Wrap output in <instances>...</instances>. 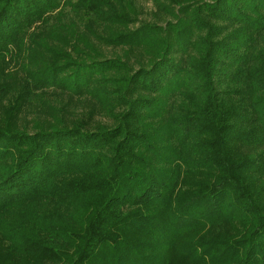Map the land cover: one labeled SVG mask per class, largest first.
Returning a JSON list of instances; mask_svg holds the SVG:
<instances>
[{"label":"trees","instance_id":"1","mask_svg":"<svg viewBox=\"0 0 264 264\" xmlns=\"http://www.w3.org/2000/svg\"><path fill=\"white\" fill-rule=\"evenodd\" d=\"M144 1L0 0V264H264V0Z\"/></svg>","mask_w":264,"mask_h":264},{"label":"rangeland","instance_id":"2","mask_svg":"<svg viewBox=\"0 0 264 264\" xmlns=\"http://www.w3.org/2000/svg\"><path fill=\"white\" fill-rule=\"evenodd\" d=\"M137 4L140 6V14H138V20L133 25H138V23L143 21H154L155 16V6L152 4L151 1H144V0H137ZM75 18L76 20L83 19L81 14L79 16L74 17L72 13L69 11L65 12L64 19H70ZM101 54L104 57H112L114 55H120L122 50L120 48H113L108 47L105 45L100 46ZM31 97L30 100L32 102H36L37 99L41 100L42 98L48 99L49 102L54 103L56 106L59 104L65 103L66 104V110L69 113L73 112H79L80 110H84L85 107L83 105H80L77 101H71L68 103L69 97L67 95L61 94L58 90L54 89L53 87H43L36 90ZM16 93L9 94L7 96L14 97ZM38 97V98H37ZM37 98V99H36ZM0 101L6 102V98H2L0 94ZM8 102V101H7ZM37 111L34 107H30L29 110H25L20 114V126H24L25 122H30V125L28 126V130H30L33 127V121L35 119H40L41 117L36 116Z\"/></svg>","mask_w":264,"mask_h":264}]
</instances>
